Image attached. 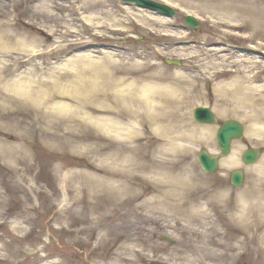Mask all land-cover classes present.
Listing matches in <instances>:
<instances>
[{
	"label": "bare ground",
	"instance_id": "1",
	"mask_svg": "<svg viewBox=\"0 0 264 264\" xmlns=\"http://www.w3.org/2000/svg\"><path fill=\"white\" fill-rule=\"evenodd\" d=\"M153 1L207 23L205 42L122 1L112 10L108 0H0V161L18 170L37 142L55 153L60 228L35 225L65 246H91L99 264H154L147 232L158 224L186 237L181 250L162 251V264H264V154L243 166L244 145L233 142L220 169L245 170L236 190L201 177L189 159L197 145L216 150V126L193 118L200 105L264 144V0ZM136 30L157 43L156 55L107 42ZM174 56L184 64L163 62ZM67 153L97 171L63 161Z\"/></svg>",
	"mask_w": 264,
	"mask_h": 264
},
{
	"label": "rangeland",
	"instance_id": "2",
	"mask_svg": "<svg viewBox=\"0 0 264 264\" xmlns=\"http://www.w3.org/2000/svg\"><path fill=\"white\" fill-rule=\"evenodd\" d=\"M108 1L112 6L110 7L112 10H117L119 8L117 2L120 1ZM176 11L177 15L175 16V20L177 21L178 26L184 25L182 20L184 14L180 10ZM199 23L200 27L197 29L190 28L191 30H189L187 28L186 30V28H181V30H186L192 33V38L190 40L196 42L198 46L200 43L205 42L204 36L209 34L208 32H205L207 23L203 21H199ZM136 33L137 34H133V37L128 39L118 40L117 42H107L124 47L134 46L136 48H141L148 53H152V55H156L155 46H157V43L142 36L138 30H136ZM237 47L239 46L237 45ZM260 56L264 59V49H262ZM163 58L167 59V57ZM168 59L179 60L181 64H184L185 62L183 58H178L176 56ZM164 60L163 62L165 64L172 66V64H168ZM201 88L205 93H210L211 83H202ZM212 101L213 98L210 94L209 104H212ZM227 119L231 118H218V124L211 126H216L218 128V125ZM238 141L244 145L243 150L251 146L262 147L264 149V144H249L245 139V136L242 140ZM214 144L216 145L215 139ZM201 148L206 147L201 144L197 145L195 153L189 155V159L191 160L190 168L199 173L201 177L208 179L212 184L225 185L233 190L238 189L230 183L229 175L232 170L226 175H222L220 168L218 172L213 174L207 173L202 169L197 159V152ZM31 151V161L29 160V162L25 164H20L18 170L12 169L9 165L0 161V264H77V260L80 261L78 264H99L98 252L93 251L91 246H65L61 239H58L49 231V225H35L41 221L46 222L50 220L49 224L50 228L52 227L51 229L56 231V229L60 228L59 223L54 225V220L56 218L55 214L59 208L58 197L60 196L59 193L57 194L55 191V187H58L60 178L54 171L53 162L56 161L54 152L47 149L39 142L31 147ZM69 158L72 159V161ZM67 159L77 167L97 171V168L91 164L89 159L84 155L76 156L67 153L63 161H66ZM73 160H75L74 163ZM35 162H38L39 165H36ZM239 169L243 170V168ZM245 176L246 182L248 175L245 174ZM37 190L39 192H37ZM29 199L35 203L34 205H37L38 208L36 210L30 208ZM33 208L35 207L33 206ZM51 217H53L52 220ZM16 221H24L26 230L22 231V233L14 232L12 228L16 225ZM122 222L123 224L128 223L124 218H121L120 223ZM134 225L139 226L143 224L141 221H137ZM129 228L131 231L135 229L134 227ZM169 229L170 228L165 225L158 224L157 226H151L147 232L148 245H150L151 248L150 255L155 261L154 264H162L160 256L162 255L163 250L169 248L181 250V248L185 246L186 237L180 232V230L173 229V233L176 237H171L166 235V233L172 231ZM99 231L100 230L98 229L95 232L98 233ZM120 232L126 234L127 229L121 230ZM96 235L97 234L90 238V243L95 240ZM164 237H170L173 242L170 243L166 241ZM48 259H51L52 261H47ZM108 262V259H106L105 263L108 264ZM134 264L147 263L136 262ZM240 264L250 263L242 262Z\"/></svg>",
	"mask_w": 264,
	"mask_h": 264
},
{
	"label": "water",
	"instance_id": "3",
	"mask_svg": "<svg viewBox=\"0 0 264 264\" xmlns=\"http://www.w3.org/2000/svg\"><path fill=\"white\" fill-rule=\"evenodd\" d=\"M129 2H135L140 6H147L161 10L167 15L174 16L175 11L168 5L155 2L153 0H124ZM186 24L192 27H198L199 24L192 16L185 17ZM194 117L201 123H216V116L207 107H196L194 110ZM244 127L237 120H228L220 125L216 132V141L220 149V157L226 156L230 153L231 143L234 139H241L243 136ZM261 151L258 148H249L242 153V161L246 164H252L256 162ZM198 160L206 172L213 173L218 169V156L212 155L208 150L201 149L198 152ZM231 183L234 186H241L244 180V174L241 170H234L230 174Z\"/></svg>",
	"mask_w": 264,
	"mask_h": 264
}]
</instances>
